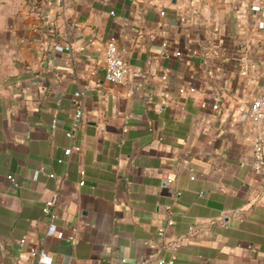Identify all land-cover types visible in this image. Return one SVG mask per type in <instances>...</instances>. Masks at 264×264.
Masks as SVG:
<instances>
[{"label":"crops","instance_id":"0c3cea01","mask_svg":"<svg viewBox=\"0 0 264 264\" xmlns=\"http://www.w3.org/2000/svg\"><path fill=\"white\" fill-rule=\"evenodd\" d=\"M263 86L264 0H0V264H264Z\"/></svg>","mask_w":264,"mask_h":264},{"label":"built area","instance_id":"2783aa9c","mask_svg":"<svg viewBox=\"0 0 264 264\" xmlns=\"http://www.w3.org/2000/svg\"><path fill=\"white\" fill-rule=\"evenodd\" d=\"M166 43L164 42V45ZM67 48L69 46H66ZM56 49L62 50L64 47L62 44H55ZM178 54L181 52L178 51ZM105 68H106V77L112 82H121L126 79L127 74L130 71L129 64L124 56L119 50L118 43L115 38H110L106 44V58H105ZM181 93L184 92H196L197 88L195 86H185L181 85L179 87ZM84 98H85V88L81 87L75 91V119L73 126L70 130L67 131V135L74 137L78 129L83 124L84 120ZM219 103L216 102L213 107L215 109L219 108ZM250 116L256 124H262L264 122V86L260 93L254 98L251 107H250ZM126 119L129 118V115L125 116ZM55 125V123H54ZM124 130H127V125L124 127ZM264 135L259 133L255 136L253 142V152H252V166L259 171L264 172ZM80 145L69 146L65 149L66 154L70 155L74 150H80ZM8 177L11 180H15V177L12 174H9ZM194 177V176H192ZM171 180V179H170ZM81 183H84L82 180ZM55 200L50 198L47 200L43 210L52 220L56 216L55 211ZM171 223L172 220L170 219ZM164 233V229H161V234ZM46 235H56L59 238L67 237L68 239L75 240V234L66 235L62 229H58L56 224L53 222L50 223L49 227L46 230ZM25 241V238L22 239V242ZM31 254L36 257L37 264H52L53 256L49 254L45 247H36L31 250ZM159 263L174 264V260L170 259L168 261L160 259Z\"/></svg>","mask_w":264,"mask_h":264}]
</instances>
